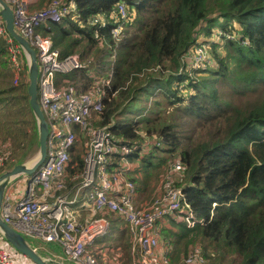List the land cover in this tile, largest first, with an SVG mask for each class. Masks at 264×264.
Returning <instances> with one entry per match:
<instances>
[{"label": "trees", "instance_id": "obj_1", "mask_svg": "<svg viewBox=\"0 0 264 264\" xmlns=\"http://www.w3.org/2000/svg\"><path fill=\"white\" fill-rule=\"evenodd\" d=\"M52 2L41 0L37 8ZM76 3L75 13L37 31L64 56L77 51L82 58L86 55L80 58L85 64L80 72L89 81L85 89L106 83L99 87L104 107L92 119L94 128L111 124L113 162L127 160V170H121L137 193L144 192L142 171L150 176V170L160 171V179L171 176L172 186L183 191L186 204L159 229L162 242L175 247L168 263H179L199 244L205 261L216 256L210 264H264V0ZM123 4L126 16L120 12ZM120 25L126 26L128 37L118 45L112 31ZM202 47L209 50L211 61L187 69L191 50ZM104 52L113 60L110 72L93 78L108 54ZM12 74L8 44L0 37V130L9 133L12 124L24 132L22 125L30 126L19 144L20 158L11 139L0 141V156L9 154L5 171L39 150L28 70L21 72L20 85L11 81ZM69 81L66 77L61 83L68 87ZM111 88L118 97L108 103ZM159 97L162 103L150 106L156 114L141 118L140 104ZM130 109L137 110L132 117ZM174 111L190 121L195 136L189 147L177 142ZM86 151L85 145L83 155L71 156L69 187L78 183L72 181L73 174L84 171ZM176 165H181V173L171 174ZM188 211L192 225L185 219ZM112 221L120 229L125 224L120 218Z\"/></svg>", "mask_w": 264, "mask_h": 264}, {"label": "built area", "instance_id": "obj_2", "mask_svg": "<svg viewBox=\"0 0 264 264\" xmlns=\"http://www.w3.org/2000/svg\"><path fill=\"white\" fill-rule=\"evenodd\" d=\"M39 1L4 0L12 10L16 32L30 43L37 55L38 97L49 127L47 157L33 175H23L22 198L15 202L10 195L4 197L1 218L29 244L31 240L58 245L62 254L53 252L54 257L42 254L49 259L64 264H102L90 249L110 231L107 218L110 213L124 221L139 264H169L166 255H159L162 239L157 226L180 211L186 197L182 190L172 186V177L168 176L162 197L139 207L137 189L119 167V163L126 165L127 160L121 159L118 165L113 162L115 145L109 132L111 124L89 134L84 171L73 174L72 181L78 183L69 187L71 156L89 132L90 121L103 111L104 99L99 87L106 83L85 90L77 85L63 86L61 80L84 70L85 64L79 56H64L37 30L51 23H61L77 11V3L76 0H53L47 8L38 9ZM120 12L126 16L124 4ZM121 28L122 25L112 31L116 40ZM0 37L7 41L16 83L21 72L28 69V58L8 33L1 16ZM123 152L128 154L130 150L124 148ZM8 156H0V176L5 172ZM181 170V165H176L171 174L181 173ZM87 206L102 217L81 221L80 215ZM189 215L188 211L185 219L192 225ZM30 246L40 253V246ZM194 259L193 256L188 258L185 264H194ZM0 264H16L10 251L1 244Z\"/></svg>", "mask_w": 264, "mask_h": 264}, {"label": "rangeland", "instance_id": "obj_3", "mask_svg": "<svg viewBox=\"0 0 264 264\" xmlns=\"http://www.w3.org/2000/svg\"><path fill=\"white\" fill-rule=\"evenodd\" d=\"M125 27L126 26L123 25L121 30H120L121 33H120L119 37L117 38V44L118 45L122 44V42L124 41L125 37H128L127 31H125ZM134 32L137 33L138 30L134 29ZM61 51H63V50H61ZM104 53L106 54L108 52H104ZM72 55H76V57L79 56L80 58H82L81 55H80V52H78V51L75 52ZM211 58L212 57L209 55V50H207L205 47H202L201 49L198 48L197 51L191 50V57H189V58H187L185 60L186 62H192V63L188 64L189 66L187 67V69H191L192 67H200L202 64H206L207 65V63L211 61ZM82 59H86V55H85V58H82ZM112 61L113 60H112V58H110L109 53L105 57H102L101 63H100L101 67L97 71L92 72V74H91L93 76V78L97 79V77H99L101 75H104L105 73L108 74L110 72L111 64H113ZM97 66H99V65H97ZM209 66H211V65H209ZM13 72H14V70H13ZM14 74H15V72H14ZM12 76H13V74H12ZM71 76H69L70 77V81H69L70 85H77L78 87H82L84 89L85 88V83L89 82L87 79H85V74H83V72L81 73L79 71V72H76L74 74H71ZM14 77L17 78L16 74L12 77L11 81L13 80L14 83H15ZM98 79H100V78H98ZM21 81L22 80L18 78L17 82H16V85H20ZM1 82L2 81L0 79V83ZM5 83H6V80H5ZM112 83H113V81H112ZM106 95H107V98L109 100L108 103H111L114 99H116L118 97V94H116V92L113 91L112 88L109 89V91L106 93ZM158 102H161V98L160 97L157 98V99H150L148 104L146 102H145V104H143V103L140 104V108H141L140 116H141V118L154 116L156 114V112L151 113V110H150L151 107L150 106L152 105V108H154L155 103H158ZM162 105H163V107H162L163 109H167L166 105H164V104H162ZM137 110H139V108ZM137 110L130 109L131 113H129L128 116L132 117L133 114L136 113ZM172 114H173V117H177L178 126L176 128V131L178 132L177 140L179 139V141H177V142L189 147L190 144H191L192 138L195 136L194 132H193V129H192L191 125H190V121L187 118H185L184 115H182L181 113H178L177 111H174ZM95 118L96 117H94L93 120ZM92 121H91V124H93V126H89V128H88L90 133L87 132L86 135L84 137H82V141H79V143L77 145V148L75 150V152L76 153H80V155H83V153L85 151V145L87 144V142L89 140V134L91 135L92 132L95 130L94 121H93V123H92ZM115 121H116V119H115ZM25 125H26V127H25ZM25 125H22V127L25 129L24 132H22L19 129L20 126L16 127V126H14L12 124L9 125V127L11 128L9 133L3 132V131L0 130V141L3 143L5 137H8L9 139H11L12 144L11 143L10 144H11L12 148L15 150V152H14L15 155L17 157L19 156V158L23 154L22 153L23 151L19 148V144L21 143V141H23L24 137L27 135V131H30V126L28 125V123H26ZM141 129H142V127H141ZM19 131L22 132V135L20 137H18V139H16V134H18ZM15 139H16V142H15ZM38 153H39L38 149H37V151H34L33 153H29L28 157L26 159H24L23 162L20 163V164H29L32 160H33V164H34L37 161L36 157H37ZM164 157H166V156H164ZM11 166L12 165H10V167ZM131 166L134 167L135 164H131ZM10 167L6 171L11 170L12 168L10 169ZM119 167L122 168L123 170H127V168H128L127 165H123V164H120ZM149 173H150V176L147 174L146 171H142L143 177H141L140 180L143 181L142 182V186H143L144 192H140L139 191V193H137L138 194V196H137V205L139 207H142V206L152 202L154 199L161 198L162 195H163L164 189H165L164 182H165L166 179L164 177L162 179L157 178L158 177L157 175H159L160 171H158V170H154V171L150 170ZM176 174H179V173H176ZM16 177L12 181H15ZM180 177H181V175H180ZM77 179H79V178H77ZM23 185H24V183L21 182V181H18L17 183L14 184V186H13L14 187V195H13V197L15 196V193L20 192V190L22 189ZM74 185H76V184H74ZM73 186H71V187H73ZM19 194L21 195V193H19ZM85 208H86V210L91 212V214L93 215L92 217H94L96 219H100L102 217L99 214H95L96 212L94 210H92L91 208H89L88 206L85 207ZM107 217L109 218V220L107 218L106 219L110 222L113 219H115L114 217H116V216L113 215V214L108 213ZM176 219L180 220L178 216L176 217ZM159 224H161V225H159ZM159 224L157 226L158 230L163 227V223L162 222L159 223ZM122 228L126 229V225L124 224L122 226ZM115 229H118V228H117V226L115 224H113V226L111 227V231H109L107 233L105 238H107V236ZM122 233H123L122 235L124 236V243L125 244L130 243V239L126 236V234H124V232H122ZM110 236H112V235H110ZM110 236L107 239L112 238ZM34 242H35V244H37V246H40V248H41L40 253L41 254H46L47 252H50V250H49V246L50 245L44 244V243H41V242H37V241H34ZM130 246H131V243H130ZM94 248L96 249V247H94ZM174 250H175V247H174L173 251ZM210 251H211V248L207 249V253H210ZM190 252H192V253H190ZM190 252H189L190 255L188 256V258H191L192 256L195 257L194 264H210L211 261L213 259H215V257H216L215 255H210L211 258L208 261L207 260L206 261L201 260L204 250H203V247L201 245H199V244L197 246H195V247H191L190 248ZM47 256H50V255H47ZM117 256H118L117 253L112 251L109 254V256H108V259L115 260V259H118ZM188 258H186L184 256L182 258V260L179 261V263H177V264H185L186 259H188ZM197 258L199 260H197ZM130 259H131V257H130ZM118 260H121V258L118 259ZM121 264H132V259H131V262H130L128 259L125 258V256H123V259L121 260Z\"/></svg>", "mask_w": 264, "mask_h": 264}, {"label": "water", "instance_id": "obj_4", "mask_svg": "<svg viewBox=\"0 0 264 264\" xmlns=\"http://www.w3.org/2000/svg\"><path fill=\"white\" fill-rule=\"evenodd\" d=\"M0 16L6 23V28L12 38L23 49L28 58V95L30 106L38 125L39 153L36 157V163L32 165L18 164L9 171H5L0 176V233L5 241L10 244L17 252L29 259L33 264H64L56 262L41 253L35 251L30 244L16 231L9 227L1 218V208L5 197V191L12 180L19 175H33L45 162L47 157V140L49 136V127L45 116L40 108L38 97V62L35 50L30 43L20 36L14 27V17L11 8L0 0Z\"/></svg>", "mask_w": 264, "mask_h": 264}, {"label": "crops", "instance_id": "obj_5", "mask_svg": "<svg viewBox=\"0 0 264 264\" xmlns=\"http://www.w3.org/2000/svg\"><path fill=\"white\" fill-rule=\"evenodd\" d=\"M24 175H26V174H24ZM18 181H21V182L24 183L25 177L23 175L17 176L16 180L12 181L8 185V187L6 188L5 196L10 195V196L13 197V195H14V187L13 186ZM24 185H25V183H24ZM24 185H23L22 189L20 190V192L15 193V196L13 197V199H14L13 201L16 202V201H18V199L22 198V196L24 194V189H25ZM19 193H21V195ZM92 216L93 215L90 214V212L88 210H86L85 212H82V214L80 215V220L81 221H87V220L91 219ZM114 218H117V217H114ZM110 224H111V227H112L114 222L110 221ZM110 231H111V228H110ZM122 232H124V234H126V236L130 239L131 246H130V243H128V244L124 243V236L122 235L123 234ZM110 235H112V236H110ZM109 236L112 237V238L107 239ZM105 237L97 240V242H96V244L94 246V247H96V249L94 247H92L90 249L92 252H94L96 254V256L99 259V261L101 260L100 262H102V264H121V260L123 259V256H125V258L128 259L130 262H131V259H132V264H139V260H138L139 257H136V255L138 256V254L134 255L133 252H132V250H133L132 249V240H131V236H130V234L128 232V229H125V228L115 229L107 236V238H105ZM29 241L31 242L30 243L31 245H37V244H35L34 241H31V240H29ZM0 244H1V246L3 248H5V249L10 251V253H11V255H12V257H13V259H14L16 264H33L29 259H27L23 255H21L10 244H8L5 241V239H4L2 234H0ZM161 244L162 245H161V248L159 249V255L160 256L166 255L168 257V261H169V258H170V256L173 253L172 246H168V245L164 244L162 241H161ZM162 247H163V249H162ZM49 250H50V252H47L46 254H48V255H50L52 257H54L52 255L53 252L62 254V252L60 251L61 249H60V247L58 245H51V247L49 246ZM112 251L116 252L117 255H118L117 256L118 259L121 258V260H118V259L110 260V259H108V256H109V254ZM192 252H190V253H192ZM130 257H131V259H130ZM201 260H204L203 256H202Z\"/></svg>", "mask_w": 264, "mask_h": 264}, {"label": "bare ground", "instance_id": "obj_6", "mask_svg": "<svg viewBox=\"0 0 264 264\" xmlns=\"http://www.w3.org/2000/svg\"><path fill=\"white\" fill-rule=\"evenodd\" d=\"M36 163V162H35ZM33 164V160L28 164V165H32Z\"/></svg>", "mask_w": 264, "mask_h": 264}]
</instances>
